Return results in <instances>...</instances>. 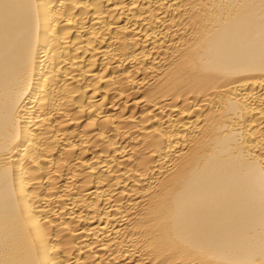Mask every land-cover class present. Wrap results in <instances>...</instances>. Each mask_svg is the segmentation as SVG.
I'll use <instances>...</instances> for the list:
<instances>
[{
  "label": "bare ground",
  "instance_id": "1",
  "mask_svg": "<svg viewBox=\"0 0 264 264\" xmlns=\"http://www.w3.org/2000/svg\"><path fill=\"white\" fill-rule=\"evenodd\" d=\"M0 264H264V0H0Z\"/></svg>",
  "mask_w": 264,
  "mask_h": 264
}]
</instances>
